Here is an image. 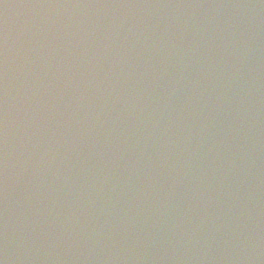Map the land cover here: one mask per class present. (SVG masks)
Masks as SVG:
<instances>
[{
  "label": "water",
  "instance_id": "95a60500",
  "mask_svg": "<svg viewBox=\"0 0 264 264\" xmlns=\"http://www.w3.org/2000/svg\"><path fill=\"white\" fill-rule=\"evenodd\" d=\"M3 264H264V0H0Z\"/></svg>",
  "mask_w": 264,
  "mask_h": 264
},
{
  "label": "clouds",
  "instance_id": "9594fccd",
  "mask_svg": "<svg viewBox=\"0 0 264 264\" xmlns=\"http://www.w3.org/2000/svg\"><path fill=\"white\" fill-rule=\"evenodd\" d=\"M0 264H3V261H0Z\"/></svg>",
  "mask_w": 264,
  "mask_h": 264
}]
</instances>
